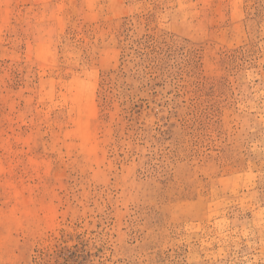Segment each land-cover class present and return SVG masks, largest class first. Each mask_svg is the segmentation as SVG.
<instances>
[{
    "label": "rangeland",
    "instance_id": "rangeland-1",
    "mask_svg": "<svg viewBox=\"0 0 264 264\" xmlns=\"http://www.w3.org/2000/svg\"><path fill=\"white\" fill-rule=\"evenodd\" d=\"M0 264H264V0H0Z\"/></svg>",
    "mask_w": 264,
    "mask_h": 264
}]
</instances>
